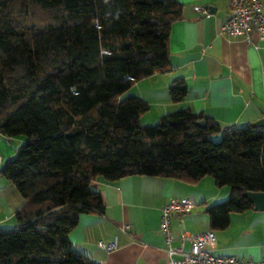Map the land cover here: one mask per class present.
<instances>
[{
  "label": "trees",
  "instance_id": "16d2710c",
  "mask_svg": "<svg viewBox=\"0 0 264 264\" xmlns=\"http://www.w3.org/2000/svg\"><path fill=\"white\" fill-rule=\"evenodd\" d=\"M181 13L177 0H0V133L26 138L0 166L24 199L12 228L0 229V264H101L69 238L81 214L104 211L98 177L211 176L229 187L205 208L212 229L252 208L243 192L264 191V129L188 107L144 125L147 101L122 97L169 69ZM186 93L183 81L168 87L174 102Z\"/></svg>",
  "mask_w": 264,
  "mask_h": 264
},
{
  "label": "crops",
  "instance_id": "0c3cea01",
  "mask_svg": "<svg viewBox=\"0 0 264 264\" xmlns=\"http://www.w3.org/2000/svg\"><path fill=\"white\" fill-rule=\"evenodd\" d=\"M177 1L182 4V13L170 26L169 69L132 85L133 95L149 105L141 122L145 114H151L150 122H154L165 113L186 107L221 125L245 126L260 121L264 118V40L255 31L251 33V43L240 36L220 33L229 15V0ZM197 5L206 8L208 15L196 11ZM174 80L187 86L185 97L177 102L170 100L168 94ZM25 139L0 133L1 165ZM203 178L187 182L149 175H130L113 181L98 177L92 186L101 194L104 211L81 214L69 233L70 241L77 250L101 264H167L164 237L159 230L161 209L172 198L194 199L193 188ZM206 202L201 201L199 206L197 202L182 216V221L172 215L174 245L178 244L182 230L200 233L210 229ZM23 204L15 185L0 173V229L12 228L14 215ZM251 210L254 209L233 213L247 216ZM256 212L257 218H241L237 225L235 220L239 217H231V213L226 228L214 229L213 252L243 259L263 257L264 211ZM99 240H116L117 247L107 252L98 246Z\"/></svg>",
  "mask_w": 264,
  "mask_h": 264
},
{
  "label": "built area",
  "instance_id": "2783aa9c",
  "mask_svg": "<svg viewBox=\"0 0 264 264\" xmlns=\"http://www.w3.org/2000/svg\"><path fill=\"white\" fill-rule=\"evenodd\" d=\"M229 15L220 27V33L227 36H240L251 43V33L255 31L260 40H264V2L262 0H229ZM194 9L208 15L203 6H194ZM257 48L258 46L255 45ZM2 156L0 153V165ZM195 207L191 198H172L161 209L159 230L163 234L167 264H264V256L260 259H243L235 255H217L212 246L216 242L214 229L210 228L200 233L180 231L178 244L174 245V236L171 229V217L182 216ZM98 246L107 252L116 249V240L98 241ZM188 244V247H187Z\"/></svg>",
  "mask_w": 264,
  "mask_h": 264
},
{
  "label": "rangeland",
  "instance_id": "374dc122",
  "mask_svg": "<svg viewBox=\"0 0 264 264\" xmlns=\"http://www.w3.org/2000/svg\"><path fill=\"white\" fill-rule=\"evenodd\" d=\"M135 91V88H133V86H131L128 90H126L123 94L122 97L125 96H129L131 94H133ZM150 115L151 114H145L142 117V124L144 125H153L155 124L157 121L154 122H150ZM218 138V137H217ZM219 139V138H218ZM193 197H191L194 202H195V206H197V202L199 203L198 206L200 205L201 201L207 200L208 203L205 205L206 207L209 206L212 203H217V202H221L224 199H226L229 195V187L227 185H223V186H216L213 183V179L211 176H206L205 178H203V180L197 185L194 186L193 188ZM202 196H207V197H202ZM205 208V207H204ZM252 212H249V214L247 216H238V213H232L231 217H239L238 220L236 222L239 223V219L244 218V217H250V218H257V214L258 212H256V210H251ZM259 215V214H258Z\"/></svg>",
  "mask_w": 264,
  "mask_h": 264
},
{
  "label": "water",
  "instance_id": "95a60500",
  "mask_svg": "<svg viewBox=\"0 0 264 264\" xmlns=\"http://www.w3.org/2000/svg\"><path fill=\"white\" fill-rule=\"evenodd\" d=\"M199 126H205L206 120L199 119L197 122ZM253 127H264V118L252 124ZM243 196L252 204V209L264 211V191H244Z\"/></svg>",
  "mask_w": 264,
  "mask_h": 264
}]
</instances>
